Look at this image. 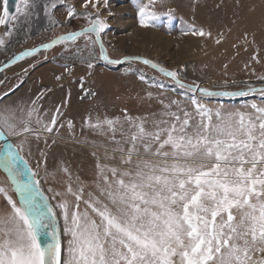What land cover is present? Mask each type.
I'll list each match as a JSON object with an SVG mask.
<instances>
[{
    "label": "snow or ice",
    "instance_id": "snow-or-ice-1",
    "mask_svg": "<svg viewBox=\"0 0 264 264\" xmlns=\"http://www.w3.org/2000/svg\"><path fill=\"white\" fill-rule=\"evenodd\" d=\"M90 2L85 0V6ZM20 3L23 7L17 11L31 15L35 0ZM156 3L147 0L138 4L142 26L157 18ZM75 14L76 9L69 7L67 16ZM16 19L9 17L6 7L0 24L7 26ZM104 27L96 18L87 28L22 51L14 59L75 41L86 33L96 34L95 40L88 39L93 45L99 43L104 52L100 41ZM192 35L212 34L200 28ZM4 44L0 38V45ZM143 63L191 92L247 94L210 91L195 82L185 84L177 70L149 59ZM140 79H145L143 74ZM258 79L264 81V76ZM259 91L264 96V88ZM190 102L192 110H187L179 100H171L151 127L146 126V118L125 115L134 129L128 137L131 146L118 149L126 167L97 163L95 192H86L78 176L73 186L69 169L62 168L68 174L64 191L48 189L54 193L53 199L59 198L55 205L48 203L36 179L38 172L29 167L21 152L30 146L31 138L39 140L42 133L54 131L60 107L46 122L36 100L28 108L0 105V137L7 134L20 140L16 145L0 146V166L8 175L0 185V264H264V106L253 103V111L246 112L212 109L195 96ZM118 122L119 118L105 119L89 126L107 125L115 132ZM67 126L71 129L72 121ZM45 155L40 152L41 157ZM39 165L37 161V168ZM59 218L63 219L62 229Z\"/></svg>",
    "mask_w": 264,
    "mask_h": 264
},
{
    "label": "rangeland",
    "instance_id": "rangeland-1",
    "mask_svg": "<svg viewBox=\"0 0 264 264\" xmlns=\"http://www.w3.org/2000/svg\"><path fill=\"white\" fill-rule=\"evenodd\" d=\"M141 2L147 0H91L87 6L85 0H35L31 15L16 11L10 35L3 33L0 24V38L5 40L0 45V65L23 50L88 27L99 18L106 25L100 32V41L112 59H149L177 70L184 82H195L210 90L264 86V81L258 79L264 76V0H157L154 10L158 16L148 21L147 27L140 24ZM22 7L19 1L18 8ZM69 7L76 9L72 18L67 16ZM200 28L212 35H192L193 30ZM88 37L95 40L93 33H86L75 41L57 43L26 56L0 72V105L28 108L36 100L39 114L46 122L60 107L51 135L42 133L39 140L31 138L30 146L26 145L21 152L29 167L38 172L40 190L52 205L59 198L53 199L54 193L48 189L64 191L68 182V174L62 168L69 169L73 186L78 176L86 185V192H95L97 163L126 167L118 149L131 146L128 137L134 129L125 115L146 118V126L151 127L152 120L161 118L164 105L171 100H179L181 107L192 110V96L212 109L248 112L253 111V103L264 106L260 91L243 96H206L180 88L143 61L106 62L100 57L98 44L93 45ZM142 74L144 80L140 79ZM172 110H176L175 106ZM116 118L119 122L115 132L107 125L89 126L98 120ZM68 121H72L71 129ZM7 137L10 144L20 143L19 138ZM137 147L143 154V148ZM41 151L45 152L44 157L40 156ZM7 179L0 167V185ZM59 227H63L62 218ZM64 239L66 244L67 238Z\"/></svg>",
    "mask_w": 264,
    "mask_h": 264
},
{
    "label": "water",
    "instance_id": "water-1",
    "mask_svg": "<svg viewBox=\"0 0 264 264\" xmlns=\"http://www.w3.org/2000/svg\"><path fill=\"white\" fill-rule=\"evenodd\" d=\"M19 1L20 0H7V3H5V8L7 7L8 8V13H9V17H12V16H14L15 15V13H16V11H17V9H18V4H19ZM85 28H87V27H85ZM11 29V22L10 23H8L7 24V26L6 25H3V33L5 34L6 32H9V30ZM84 29V28H83ZM81 30V29H80ZM80 30H77V31H80ZM74 32H76V31H74ZM70 33V32H69ZM65 34H67V33H64V34H61V35H65ZM94 35H95V39H96V34L95 33H93ZM61 35H59V36H61ZM58 37V36H57ZM56 38V37H55ZM53 40V39H52ZM51 40V41H52ZM51 41H49V42H47V43H50ZM70 41V40H69ZM43 44H45V43H43ZM98 44V46H99V50H100V57L104 60V61H106V62H110V63H112L111 61H119L118 63H121V62H123L125 59H124V57L123 58H121V59H112V58H110L109 56H107V54H106V52H105V48H104V52H101V48H100V44L99 43H97ZM41 44H39V45H37V46H35L34 48H37V47H39ZM54 46V45H53ZM50 48V47H49ZM49 48H47V49H49ZM44 48H40V50H43ZM26 50H28V49H26ZM26 50H23V51H26ZM20 53V52H19ZM19 53H17L16 55H14L11 59H9L8 61H6L5 63H3V64H1L0 65V71H2L3 69H5L6 67H5V65H7V67L8 66H10L11 64H13V63H15V62H17L18 60H20V59H14ZM35 53V52H34ZM107 56V59H104V56ZM26 57V56H25ZM126 57V56H125ZM127 57H137V56H127ZM130 60H137V59H130ZM138 60H140V61H143L144 60V58H142L141 57V59H138ZM14 61V62H13ZM118 63H116V64H118ZM150 67H152L151 65H149ZM153 68V67H152ZM153 69H155L157 72H159L162 76H164V77H166V78H169V79H171V80H173L171 77H168V76H166L164 73H162V72H160L159 71V69H156V68H153ZM174 81V80H173ZM183 81V80H182ZM175 82V81H174ZM184 82V81H183ZM185 84H190V83H187V82H184ZM201 87V86H200ZM201 88H203V87H201ZM261 88H264V86H262V85H258V86H254V87H251V88H247V89H241V90H235V91H229V92H239V91H243V92H245V93H249V92H253L252 90H250V89H255V91H259ZM210 90V89H209ZM210 91H227V90H210ZM195 92H198L199 94H202V95H204L203 93H201V92H199L198 90L197 91H195ZM236 96H243V95H236ZM229 97H232V96H229ZM2 140H3V142H4V145L5 144H10V139L5 135L4 137H0ZM44 195V194H43ZM45 196V195H44ZM46 197V196H45ZM47 201H48V199H47ZM48 203H49V201H48Z\"/></svg>",
    "mask_w": 264,
    "mask_h": 264
},
{
    "label": "crops",
    "instance_id": "crops-1",
    "mask_svg": "<svg viewBox=\"0 0 264 264\" xmlns=\"http://www.w3.org/2000/svg\"><path fill=\"white\" fill-rule=\"evenodd\" d=\"M5 0H0V17L4 16Z\"/></svg>",
    "mask_w": 264,
    "mask_h": 264
},
{
    "label": "flooded vegetation",
    "instance_id": "flooded-vegetation-1",
    "mask_svg": "<svg viewBox=\"0 0 264 264\" xmlns=\"http://www.w3.org/2000/svg\"><path fill=\"white\" fill-rule=\"evenodd\" d=\"M0 72H2V71H0ZM4 145V142H3V140L0 138V146H3ZM3 152V148L2 147H0V153H2ZM2 169H3V167L2 166H0ZM7 174V173H6Z\"/></svg>",
    "mask_w": 264,
    "mask_h": 264
},
{
    "label": "bare ground",
    "instance_id": "bare-ground-1",
    "mask_svg": "<svg viewBox=\"0 0 264 264\" xmlns=\"http://www.w3.org/2000/svg\"><path fill=\"white\" fill-rule=\"evenodd\" d=\"M45 133V135L46 136H49V135H51V133H46V132H44ZM55 136V135H54ZM69 154H73L77 159H79V157L76 155V154H74V153H72V152H70Z\"/></svg>",
    "mask_w": 264,
    "mask_h": 264
}]
</instances>
